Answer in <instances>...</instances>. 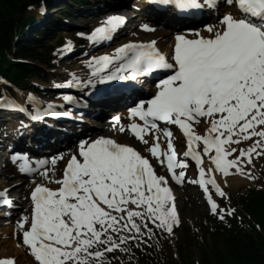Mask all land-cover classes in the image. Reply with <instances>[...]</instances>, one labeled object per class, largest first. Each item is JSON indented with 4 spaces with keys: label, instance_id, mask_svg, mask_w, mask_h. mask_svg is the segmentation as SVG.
Listing matches in <instances>:
<instances>
[{
    "label": "snow or ice",
    "instance_id": "snow-or-ice-1",
    "mask_svg": "<svg viewBox=\"0 0 264 264\" xmlns=\"http://www.w3.org/2000/svg\"><path fill=\"white\" fill-rule=\"evenodd\" d=\"M156 2L181 11L201 7L198 0ZM206 3L218 7V0ZM224 3L235 5L239 14H224L219 27L206 25L208 36L199 31L193 32L194 38L177 34L171 61L154 41H129L111 54L91 57L88 80L82 82L73 76L67 82L94 86L107 81H136L155 70L170 72L159 79L151 98L128 109L130 123H120L119 116L112 120L119 124L121 133L130 131L146 145L145 150L161 166L166 165L171 180L177 183L186 179L184 169L190 158L198 175L187 179L199 185L210 211L220 219L234 209L219 208L213 199L209 186L217 196L227 195L215 174H221L225 181L232 174L254 180L249 165L253 157L264 158V0ZM124 22L123 16H108L90 34L78 35H86L93 43L110 40ZM141 27L151 30L147 24ZM69 47L70 42L62 46L60 54ZM107 87L119 90L133 85L114 83ZM72 99L63 96L66 102ZM29 103L33 110L27 114L33 120L55 115L59 107L51 102L40 106L30 93L25 97V104ZM0 104L26 111L24 105L8 97H0ZM159 122L177 126L182 133L186 141L182 158L178 159L171 128L161 127ZM201 124L203 133L197 130ZM147 135L152 136L151 144ZM161 138L166 140V150L160 147ZM11 159L20 161L21 173L42 169L41 175L58 185L51 188L36 183L30 192V216H22L16 224L17 232L22 233V239L18 235L19 246L26 248L34 264H109L107 254L128 252L125 245L130 241L147 243L144 238L154 235V228L171 234L180 223L169 178L158 175L150 159L129 144L104 136L81 140L59 178L55 173L58 162L65 159L63 155L37 159L35 167L30 166L27 154L14 153ZM7 191L0 190V205L11 204ZM0 264H15V258L0 257Z\"/></svg>",
    "mask_w": 264,
    "mask_h": 264
},
{
    "label": "rangeland",
    "instance_id": "rangeland-1",
    "mask_svg": "<svg viewBox=\"0 0 264 264\" xmlns=\"http://www.w3.org/2000/svg\"><path fill=\"white\" fill-rule=\"evenodd\" d=\"M35 13H36L35 8H31L30 10L27 11V15H34ZM56 13L58 14V12ZM49 14H51V12ZM78 14L79 12H73V15L75 16ZM79 15L80 16L72 19L76 23H78L77 25L78 28L75 31L65 32L61 34L59 38L53 41L50 40L48 37L41 35L42 37H40V41H37V43L39 44L42 42L43 46L45 47L52 45L55 49V47L58 46L59 44H62L66 40H70L72 43L75 44L76 49L81 50L82 46H84L83 45L84 37L86 38V35L81 36L78 34H81V33L89 34V32H85V31L86 29L89 30V26L87 25H90L92 21H90V19L86 21L87 18L85 19L83 15L81 14ZM99 24L100 23H97L96 26H98ZM90 26L92 28L96 27L95 25H90ZM22 39L23 37H20L18 39L16 38L15 39L16 44L21 43V41H23ZM58 48H60V45ZM97 53L102 54L98 51L90 50L89 52H86L82 56L73 58V60L71 59L69 60L67 58H66L67 60L62 59V58L55 60L54 67L56 69H51L47 72L48 82L44 83V86L49 87L50 83L52 82V78H55L58 75H60L59 77H62L63 75L68 73V70L70 69L71 66L73 68H77L78 63H80L81 61L88 62L90 58L95 57V54ZM63 54H65V51L63 52ZM59 57H61V54H59ZM67 76H69V73L67 74ZM32 82L35 84L38 83L37 80L35 79H33ZM1 87L6 88V85L1 84ZM23 92H24L23 90H17L15 92L13 91L14 96H19L20 94H23ZM108 132L110 136L115 138L114 124L109 127ZM244 146L246 145H243L242 147ZM1 163L3 166L8 164L5 162V158L1 159ZM249 167L252 170V174L255 176L254 180H248L246 177L242 176L243 178H245L243 183L237 186H231V185L224 186L223 191L227 194L226 197H220L217 195L213 196V199L217 202V205L219 208L234 209V212L229 216L232 219H234L236 222H238V220L243 219L245 216L244 211L242 210L241 196L245 194L247 189L264 188V158L253 157V163ZM157 174L158 175L163 174L168 177V174L161 173L160 169L158 170ZM6 175H7V172H4V174H2V176L0 177V180L1 179L4 181L6 180L5 183L0 184V186L6 185L7 181L9 182L10 179H13V178H7ZM37 178L38 180H40V177L38 174H36L35 176V179ZM30 179L24 182L26 186H28ZM42 181H44V183H49V181L47 180L48 181L47 182L46 179L44 178H42ZM169 187L171 188L170 184H169ZM12 190L13 189H11L10 191L11 194L13 195L17 194L16 191H12ZM27 190L28 188L24 191L22 190V193L24 195L20 197V200L24 201ZM179 190H180L179 192L175 193V196L179 195L176 198L177 200L176 203L179 209L178 216H179L180 223L178 226L174 227L173 232L169 234L166 232H161L160 230L154 228V235H152L150 238L149 237L144 238L147 241V243H140L139 245H137L135 241H130L125 245L127 248H129L128 252H120L119 250H117L116 252L107 254V260L109 264H141V254H140L141 249L139 248L140 245L152 244L155 255L159 258L160 262L164 264H170V262H180L182 253L188 256L191 260L198 261L202 255L203 250L204 251L211 250L212 252H215L223 248L221 240H217V237H215L214 240H212L211 227L215 225L212 219L213 216L209 215L208 210H207L208 207H206V205L202 203V198L200 197V195L199 194L197 196L194 195L195 194L194 188L192 189L185 188L184 190L186 191L181 190V189ZM171 191H172V188H171ZM182 194H185L187 196H184ZM185 199H188V201H186ZM21 213H23V211L20 212V214L17 216L16 221L21 219ZM8 224H9L8 220H4L3 218L0 217V231L3 229V227H6ZM149 226L153 227L150 222H149ZM186 229L189 231L188 237H185L186 235L184 234V230ZM11 240L18 241V236L16 235V238L14 237L11 238L10 233L4 235V233L0 232V257H14L15 264H19V263L26 264L25 260L19 261L20 255L13 254L14 249L11 246V243L8 242ZM179 246L181 247V253L178 248ZM28 258L31 260L32 262L31 264H34V258L30 255H28Z\"/></svg>",
    "mask_w": 264,
    "mask_h": 264
},
{
    "label": "trees",
    "instance_id": "trees-1",
    "mask_svg": "<svg viewBox=\"0 0 264 264\" xmlns=\"http://www.w3.org/2000/svg\"><path fill=\"white\" fill-rule=\"evenodd\" d=\"M41 1L49 0H0V74L17 85L28 84L32 76L43 77L44 71L38 63L47 67L52 65L51 47L44 52L31 46V43L19 45L16 58L11 60L12 36L22 28L32 17H26L28 8ZM36 61L35 63H28ZM242 208L246 217L240 225L235 220L223 217L214 221L212 240L217 237L223 248L212 252H202L198 261L191 260L181 254L180 262L170 264H264V190L249 189L241 197ZM189 231L184 230L185 237ZM141 264H164L153 251V245H140ZM181 253V247H178Z\"/></svg>",
    "mask_w": 264,
    "mask_h": 264
},
{
    "label": "bare ground",
    "instance_id": "bare-ground-1",
    "mask_svg": "<svg viewBox=\"0 0 264 264\" xmlns=\"http://www.w3.org/2000/svg\"><path fill=\"white\" fill-rule=\"evenodd\" d=\"M138 5H141V6H143V8L145 9V8H148V6H146L145 4H143L142 2H138ZM228 10H229V8H228ZM56 11V9H52L51 10V13H53V12H55ZM113 11H124V10H122V9H119V10H113ZM134 15V14H133ZM103 15H98L97 17H102ZM90 21H93L92 20V18L90 19ZM144 24H147V25H149L150 26V29L151 30H144V29H141V26L142 25H144ZM42 25V24H41ZM132 26H137V24L136 23H133V24H131ZM219 25H220V22H219ZM153 26H155V24L154 23H151V22H148V21H146V19L145 20H143L142 19V22H140V24H138V28H137V32L139 33V36H138V38H135L134 40H139V41H148V40H151V39H154V38H158V45H160L161 47H163L165 50L167 49V41L170 39V40H172V38H174V35H173V30H174V27L173 26H169V28L168 29H166V28H162V27H153ZM140 27V28H139ZM33 29H35V28H33ZM122 31V30H121ZM26 32H28V30L26 31ZM199 33H202V31H200ZM207 35H209V33L208 32H205ZM131 39L130 38H124V39H122L121 41V43L118 45V46H120V45H122V44H124V43H126V42H128V41H130ZM118 46H115V47H113V48H110L108 51L106 50V51H104L103 52V54H111L112 52H113V50L116 48V47H118ZM96 56H100L98 53L97 54H95V57ZM68 63H70V62H68ZM65 65H66V63H65ZM68 66V65H67ZM88 70H90L91 72H92V70L87 66V61H81L80 63H78V67L77 68H73L72 66L70 67V69L68 70V72H69V76H67V77H65V79L67 80L65 83H64V85H66V87H68V88H71L70 86H72V84H68L67 82L69 81V80H71L72 78H71V76L73 75V76H75V77H78L80 80H82V82L83 81H86V80H84L83 79V77H84V75H89V73H90V71H88ZM87 73V74H86ZM72 74V75H71ZM58 76H60V75H58ZM69 78V79H68ZM56 80V81H55ZM58 80V81H57ZM55 81V82H54ZM53 82L55 83V85H58V84H60V83H62L61 81H60V77H58L57 79H54L53 80ZM74 82V81H73ZM63 84V83H62ZM83 83H81L80 85H82ZM70 85V86H69ZM58 86H60V85H58ZM81 87V86H80ZM18 98H21L20 96H18ZM112 101V100H111ZM104 104L106 105L107 104V107L106 108H103L102 110H108V109H110V110H112L113 108H117V110H118V112H114V113H119V115H121V117L125 120V121H127L128 123H130L131 122V119L129 118V116H128V110H123V111H121V106H124L125 105V103H116V102H114L113 104L112 103H110V102H107L106 101V103L104 102ZM104 105V106H105ZM109 112V111H108ZM107 111H106V114L108 113ZM101 113V112H100ZM103 115V112L101 113V115L100 116H102ZM105 115V114H104ZM114 115V114H113ZM120 117V116H119ZM19 121H21V123H25L23 120H19ZM120 123H121V121H120ZM103 123L101 122L100 123V125H102ZM118 124H116L115 123V127L117 126ZM103 130V129H102ZM118 128H115V133H114V135L116 136V138L117 139H120L121 141H120V143H126V144H129V145H131V146H134L135 147V143H134V141H136L135 139H134V137H133V134L132 133H122V134H120L118 131ZM89 131L90 132H101L100 130H98V128H86V130H85V132H84V134H88L89 133ZM150 143H152L153 141H152V136H150V137H145ZM159 143H160V147H161V149L162 150H166V148H167V143H166V140L165 139H163V138H161L160 139V141H159ZM180 140H179V138L178 137H174V146H175V150H176V152H177V156H181V150H182V147L180 148ZM241 146H243V145H241ZM178 148H179V151H178ZM141 149H143V151H142V153H143V155H145L146 157H148L150 160H153L154 158H152L151 157V154L149 153V152H147L145 149H146V146H143V143H142V145H141ZM10 161L11 162H13L12 161V159H10ZM208 164H209V162L207 161V163L205 164V166H208ZM155 170L157 171V170H159L160 169V171H161V173H167V170H166V165H164V166H161L159 163H157V161L155 160ZM250 166V165H249ZM2 174H4V173H2ZM7 175H8V172H7ZM6 175V176H7ZM60 175H61V171L59 172H57L56 174H55V176H56V178H59L60 177ZM216 175V178H217V182L218 183H220V185H221V187L223 188L224 186H229V185H231V186H237V185H239V184H241V183H243V181H244V179L245 178H243L241 175H238V174H232V175H229L228 177H227V179H226V181H225V178L221 175V174H219V173H217V174H215ZM2 176V175H1ZM6 181V180H5ZM5 181L4 180H0V184H3V183H5ZM14 181V182H13ZM13 181H11V182H13V187H10L9 188V190L10 189H13L12 191H16L17 192V194H15V196L18 198V199H20V197H22V195H24L23 193H22V190L24 191V190H26L27 188L29 189L30 187L29 186H26L25 184H24V182H26L27 180L26 179H24V178H18V179H14ZM47 181V180H46ZM48 182V181H47ZM10 184H12V183H10V182H8L7 181V183H6V185H5V187L7 186H9ZM56 183H52L51 185H55ZM57 185V184H56ZM4 189V188H3ZM180 190H177V192H179ZM176 192V193H177ZM193 192V191H192ZM183 193V192H182ZM195 193V194H194ZM193 194L194 195H198L197 194V192L195 191ZM173 194V193H172ZM10 195H13V194H10ZM182 195H184V196H187V195H185V194H182ZM179 196V195H178ZM178 196H176L175 198H177ZM186 201H188V199H185ZM175 202V206H176V208H177V210H179L178 209V206H177V203H176V201H174ZM22 216H25V214H23ZM1 233H4V235L5 234H11V238L12 237H14V238H16V235L14 234V224L12 225V224H10V225H8V226H6V227H3V229L0 231ZM7 241V240H6ZM9 243H11V246L13 247V249H14V251H13V254L14 255H20V258H19V261H22V260H25L26 261V264H31L32 262H31V260L28 258V255H26L24 252H23V249H22V246H19V243L17 242V241H8ZM22 255V256H21ZM20 264V263H19Z\"/></svg>",
    "mask_w": 264,
    "mask_h": 264
}]
</instances>
